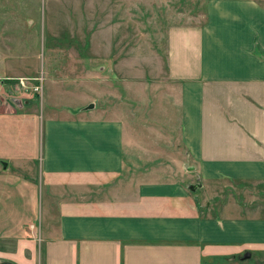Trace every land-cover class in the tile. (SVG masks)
Listing matches in <instances>:
<instances>
[{
	"label": "crops",
	"instance_id": "1",
	"mask_svg": "<svg viewBox=\"0 0 264 264\" xmlns=\"http://www.w3.org/2000/svg\"><path fill=\"white\" fill-rule=\"evenodd\" d=\"M165 66L190 160H122V123L91 111L99 79L65 112L0 98V138L31 134L23 160L0 154V264H264V204L241 198L264 182V5L208 0L168 28Z\"/></svg>",
	"mask_w": 264,
	"mask_h": 264
},
{
	"label": "rangeland",
	"instance_id": "2",
	"mask_svg": "<svg viewBox=\"0 0 264 264\" xmlns=\"http://www.w3.org/2000/svg\"><path fill=\"white\" fill-rule=\"evenodd\" d=\"M207 1L0 0V98L31 99L17 109L22 113L32 108L65 112L95 90L91 79H99L91 111L122 123V160H190L178 137L179 97L166 75V32L171 26L202 23ZM50 79L60 83L51 87L48 101L39 103ZM19 81L26 87L40 84V90L20 87ZM10 122L3 118L0 125ZM28 127L25 122L19 145L15 135L1 137L0 154L28 156ZM248 190L254 196L244 194L243 200L264 204V182ZM211 200L217 207L219 198ZM37 218L41 221L40 208ZM3 263L19 264L13 259Z\"/></svg>",
	"mask_w": 264,
	"mask_h": 264
},
{
	"label": "water",
	"instance_id": "3",
	"mask_svg": "<svg viewBox=\"0 0 264 264\" xmlns=\"http://www.w3.org/2000/svg\"><path fill=\"white\" fill-rule=\"evenodd\" d=\"M11 102H12V104L14 105V106H16V107H20L21 105H22V102H21V100L20 99H18V98H14V97H12L11 98ZM86 108H90V107H92V103H90V104H88L87 106H85ZM194 185H190L189 187H188V189L189 190H193L194 189ZM248 256V252H245L243 255H242V257H247ZM4 264H8V263H4Z\"/></svg>",
	"mask_w": 264,
	"mask_h": 264
},
{
	"label": "built area",
	"instance_id": "4",
	"mask_svg": "<svg viewBox=\"0 0 264 264\" xmlns=\"http://www.w3.org/2000/svg\"><path fill=\"white\" fill-rule=\"evenodd\" d=\"M19 85H20V87H23V88L26 87L24 85V82H22V81H19ZM40 87H41L40 84L31 83V85L30 86H27L26 88L31 89L32 91H39L40 90Z\"/></svg>",
	"mask_w": 264,
	"mask_h": 264
}]
</instances>
